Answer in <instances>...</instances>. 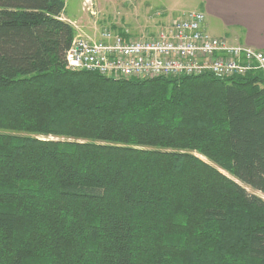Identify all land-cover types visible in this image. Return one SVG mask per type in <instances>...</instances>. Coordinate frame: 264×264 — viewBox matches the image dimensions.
<instances>
[{"label":"trees","instance_id":"16d2710c","mask_svg":"<svg viewBox=\"0 0 264 264\" xmlns=\"http://www.w3.org/2000/svg\"><path fill=\"white\" fill-rule=\"evenodd\" d=\"M65 6L0 0V264H264L262 75L72 72Z\"/></svg>","mask_w":264,"mask_h":264},{"label":"built area","instance_id":"2783aa9c","mask_svg":"<svg viewBox=\"0 0 264 264\" xmlns=\"http://www.w3.org/2000/svg\"><path fill=\"white\" fill-rule=\"evenodd\" d=\"M203 23L204 15L191 11L171 19L155 36L132 39L109 31H104L96 41L75 36L65 53V62L73 72L96 73L113 80L203 74L226 79L250 73L264 78L262 52L213 38L205 32Z\"/></svg>","mask_w":264,"mask_h":264},{"label":"rangeland","instance_id":"374dc122","mask_svg":"<svg viewBox=\"0 0 264 264\" xmlns=\"http://www.w3.org/2000/svg\"><path fill=\"white\" fill-rule=\"evenodd\" d=\"M196 2L195 0H66L63 19L72 24L76 32L75 36H83L93 41L99 40L104 31L135 39L140 36H155L171 19L188 11H195ZM200 159L205 161L202 157Z\"/></svg>","mask_w":264,"mask_h":264},{"label":"crops","instance_id":"0c3cea01","mask_svg":"<svg viewBox=\"0 0 264 264\" xmlns=\"http://www.w3.org/2000/svg\"><path fill=\"white\" fill-rule=\"evenodd\" d=\"M195 1V11L204 15L207 34L231 46H246L264 54V0Z\"/></svg>","mask_w":264,"mask_h":264},{"label":"bare ground","instance_id":"6f19581e","mask_svg":"<svg viewBox=\"0 0 264 264\" xmlns=\"http://www.w3.org/2000/svg\"><path fill=\"white\" fill-rule=\"evenodd\" d=\"M75 38V37H74ZM66 63V62H65ZM67 66V65H66ZM68 68V67H67ZM71 71V70H70ZM73 72V71H72Z\"/></svg>","mask_w":264,"mask_h":264}]
</instances>
